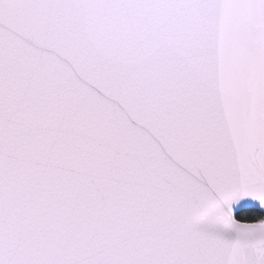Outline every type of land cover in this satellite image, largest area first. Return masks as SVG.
<instances>
[{"label": "snow or ice", "instance_id": "snow-or-ice-1", "mask_svg": "<svg viewBox=\"0 0 264 264\" xmlns=\"http://www.w3.org/2000/svg\"><path fill=\"white\" fill-rule=\"evenodd\" d=\"M0 264H264V0H0Z\"/></svg>", "mask_w": 264, "mask_h": 264}]
</instances>
